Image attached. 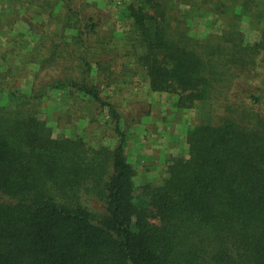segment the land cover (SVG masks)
<instances>
[{"label":"trees","instance_id":"1","mask_svg":"<svg viewBox=\"0 0 264 264\" xmlns=\"http://www.w3.org/2000/svg\"><path fill=\"white\" fill-rule=\"evenodd\" d=\"M76 1L0 0L10 27L28 23L21 42L39 36L31 89L0 76V264H264V0H122L120 34L98 0ZM203 7L212 26L194 35ZM142 82L212 115L159 183H138L126 154L151 112L126 96ZM53 88L107 109L114 143L54 135L37 108Z\"/></svg>","mask_w":264,"mask_h":264},{"label":"rangeland","instance_id":"2","mask_svg":"<svg viewBox=\"0 0 264 264\" xmlns=\"http://www.w3.org/2000/svg\"><path fill=\"white\" fill-rule=\"evenodd\" d=\"M76 2L77 5L81 4V0ZM97 3L100 8L104 7L111 11L116 21L117 34L122 33L130 20L125 13V3L122 0H98ZM213 14L211 7L198 10L190 25L191 33L199 35L210 31ZM9 16L0 9V76L4 78L7 87L29 91L38 65L31 62L26 55L34 45L33 41L29 43L27 39L37 40L39 36L28 33L24 42H21L18 32L28 31L29 25L18 19L14 27H10L7 24ZM41 18H35L36 22L47 21ZM248 25L249 18L245 16L241 21L240 29L244 32L245 39L252 42L259 38V34L249 30ZM148 88L147 83L142 82L141 87L131 88L132 92L126 94L128 98L138 99V102L148 101L151 108L149 115L144 116L141 122L135 123L130 128L126 154L137 170L138 183L144 181L159 183L165 178L167 166L174 157L188 155L187 134L190 129L199 122V119L207 121L212 115L211 111L209 114L203 112L199 105L181 108L172 95L151 92ZM47 95L37 108L39 116L53 126L54 135L81 132L82 126H86L90 138L94 140L100 138V141L103 140L102 142L108 144L114 143L115 140L107 136L109 124L107 109L98 108L95 102L72 99V95L67 96L61 88L50 89ZM105 96L122 102V93L114 87L110 86ZM211 109L213 115L216 112L224 113L223 108L215 112L213 108ZM126 111L132 110L127 107ZM77 116H80L78 120Z\"/></svg>","mask_w":264,"mask_h":264}]
</instances>
